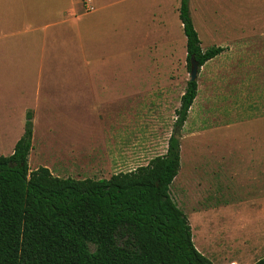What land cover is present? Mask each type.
<instances>
[{"label": "rangeland", "instance_id": "1", "mask_svg": "<svg viewBox=\"0 0 264 264\" xmlns=\"http://www.w3.org/2000/svg\"><path fill=\"white\" fill-rule=\"evenodd\" d=\"M33 1L38 7L43 3V0H41V3L38 0ZM118 1L95 0L99 6L108 5V7H103L100 10L102 11L100 14L103 18L102 21L107 22L105 23L107 30L102 33V36L99 35V39L104 40V43L101 45L97 42L92 52H88L89 49L86 45V52L83 51V54H92L96 59L95 61L99 62L95 64L96 67L102 62L100 65L104 66L100 69V73L121 74L129 77L163 75L170 78V83L164 81L161 84L166 85L167 91H161L165 95L160 94L162 98L159 99V112L152 113L153 109L150 106L151 103L155 104L156 102V93L153 94V98V95L146 94L143 101L144 108L148 109V112L145 113L144 118H149L150 123L147 125V119H144L145 125L137 123V125L131 127L132 131L129 132V134L138 133L135 137L138 141L151 145L150 147L153 150L150 151V156L163 154L176 119L174 109H177L180 105V96L189 79L190 70L186 63L185 37L178 18L180 0H124L121 7L120 4H117ZM204 1L189 0V8L194 26L201 40V47L206 49L209 45H207L205 39L207 37L204 27L205 18H203L205 13L203 14L200 9ZM86 3L87 0H81V5L85 6V9ZM158 3H160V6H158ZM0 7L7 12V0H0ZM216 8L215 5L211 6V12L216 11ZM261 11V4L258 0H251V27L258 32H264V24L262 19L255 22L259 15H254ZM227 12L211 13L212 20L218 23L219 28L234 29L240 23L241 25H247L248 20L245 22L239 20L240 23L234 22L232 20L234 16L227 14ZM159 14L161 17L164 16L162 20L166 25L165 28L167 27L166 31L168 30L167 32L170 33H167V36L160 29L163 27H157L156 19L158 17L156 18V16H159ZM113 21L118 23L122 34V40L118 46H116V36L112 34L107 25L114 23ZM145 23L148 24V27L147 31L143 33L141 29H145L143 27ZM151 28L154 30L159 29L162 32H157L158 36H155V33H151ZM125 29L128 30L126 37ZM149 31L150 35L143 37L149 38L143 41L142 34L149 33ZM26 36L28 35H10L0 41L5 45L0 48V155L12 153L14 144L24 129L25 114L28 110H31L33 114V137L32 152L28 156V165L30 169H35V167L42 165L41 138L48 135V133L50 136L54 135L53 131L48 132V126L51 124L55 128L59 123L62 124L57 119V115H63L66 109L61 105L66 97V90L63 87L65 84L59 78L65 75L83 74L82 71L84 70L82 67L77 66L83 65L81 57L79 62L76 59V66L73 64L75 62L74 58L73 61L68 59V56H70L69 58L72 55L75 56L78 50V46L72 47L71 40H67L66 44L68 46H62V40L59 38L58 41L52 42L44 51V48H42L44 47V40L41 42L39 36L30 35V38L33 39L30 47L27 42L26 45L21 44L23 37ZM251 37L257 43V48L251 50L249 42L246 46H242V49H231L217 61L204 66V69L199 67L196 78L199 89L198 94L190 109L186 126L180 130V168L170 185L172 199L188 218L193 216L194 212L200 210L198 195L200 163L198 161L193 163L194 158L215 153H236L240 149V144L239 141L234 140L248 138H251V155L264 158V35ZM147 46L149 49H146ZM119 53L120 55H118ZM62 55L65 56V60H63L64 56ZM251 56L254 57V61H252L254 68H251ZM101 58L103 59L101 60ZM216 70L219 71L216 72ZM216 73H218V80L221 81V85L223 84L226 89L225 94H222L219 100L211 97L215 92L211 93V85L209 86L208 83L210 74L216 76ZM251 76L254 80L252 86ZM12 77L16 78L14 91L11 89L13 84L8 82L9 78L12 79ZM19 78H22L23 81H19ZM141 80L143 82L139 83ZM135 81L137 86L150 87L156 85L153 84L152 80H143L142 77L135 78ZM37 85L41 88L40 99L36 95L34 96L37 93L35 90V87H38ZM141 96L138 95V101ZM39 101L40 104L38 105ZM221 101L222 104H219ZM251 109H253V113H251ZM156 118H158L160 124L158 127L154 122L151 123V120ZM247 122L250 123L249 126L245 124ZM201 131L203 133H200ZM194 133L199 134L191 136ZM223 139H228L230 143L215 144L218 140ZM257 165L264 167V159H260ZM191 167H195L193 174L196 180L192 175V178L185 182L182 177L190 175ZM178 176L181 179L176 182ZM260 176L263 177L261 180L262 194L256 195L257 200L260 202H255L254 207L256 216L262 213L261 217L264 218V171ZM192 196H195L193 202H191ZM227 212L228 220L226 219V221L228 222H218L220 228H226L220 236L221 246L217 249L211 247L212 251H209V253L203 251L202 246L200 247L199 244L194 243V237L198 231L197 226L200 227L199 222H196L197 226L194 225V222L191 225L192 240L195 247L214 264H235L226 263L223 260V257L227 256L225 254L232 250L227 247L229 246L228 243L236 247L241 236L238 229L229 228V224L232 223L229 222V219L233 214L231 207L228 208ZM212 215L214 216V213ZM204 237L202 235V243L205 241ZM205 238L207 241V237ZM256 250H258V255L251 259V262L264 255V248L257 247ZM247 261L245 260V262ZM245 262H241V264Z\"/></svg>", "mask_w": 264, "mask_h": 264}, {"label": "crops", "instance_id": "2", "mask_svg": "<svg viewBox=\"0 0 264 264\" xmlns=\"http://www.w3.org/2000/svg\"><path fill=\"white\" fill-rule=\"evenodd\" d=\"M38 1L41 3V0ZM123 1L119 0L117 4H120L121 7ZM42 2L38 7L33 0H7V12L0 7V41L10 35L25 34L28 36L23 37L21 44L26 45L27 42L30 47V43L33 41L30 35H35L40 37L41 42L44 40L42 48L45 51L52 42L58 41L59 38L62 40V46H68L66 42L71 40L72 47L78 46L80 52L77 50V54L72 55L71 58L68 56V59L73 61L74 58L73 64L76 66V59L79 62L81 57L83 65L77 66L82 67L84 71H82L83 74L65 75L59 78L65 84L63 87L66 90V97L61 105L66 109L63 115H57V119L62 124L59 123L55 128L51 124L48 126V132L53 131L54 135L50 136L48 133L41 138V166L47 167L53 175L62 178L102 179L146 165L154 157L150 156V151L153 148L148 143L138 141L135 138L138 133L129 134V132L132 131L131 127L137 123L145 125L144 119H147V125L150 123L149 118H144L145 113L148 112V109L144 108L143 101L146 94L152 96L156 93V102L155 104L151 103L150 106L153 109L152 113L159 112V99L162 98L160 94L165 95L161 91H167L166 85L161 84L164 81L170 83V78L163 75L129 77L121 74L100 73V69L104 66L100 65L102 62L96 67L95 64L99 62L95 61L92 54L86 55L83 54V51L86 50V45L89 49L88 52H92L97 42L101 45L104 43V40L99 39V35L102 36V33L106 32L105 23L107 22L102 21L103 18L100 15L102 11L100 10L108 5L99 6L95 0H87L85 9V6L81 5V0H43ZM258 2L261 4L262 11L254 15H259L255 22L262 19L264 24V0H258ZM159 4L158 6H160ZM214 5L217 10L211 12L210 7ZM200 9L203 14L205 13L203 18H205L207 45L223 48L220 54L206 61L201 66L202 69L223 57L231 49H242L241 47L246 46L249 42L251 50L257 48V43L251 36L264 35V32H258L251 27V0H205ZM218 11L225 13L228 11L227 14L234 16L232 20L237 23H240L239 20H243L242 22L248 20L247 25L249 26L240 23L237 28L232 27L234 29L219 28L218 23L211 18V13ZM157 17V27H163L160 29L167 36L170 33L167 32L168 30L166 31L167 27L165 28L166 25L162 20L164 16L161 17L159 14ZM107 25L112 34L116 36L117 45H115L118 46L122 40L118 23ZM143 27L145 29H141V31L144 33L147 31L148 24H143ZM150 31L152 34L155 33V36H158L157 32H162L152 28ZM150 31L142 34V38L145 35H150ZM126 34H128V30L125 29V37ZM148 38L142 40L145 41ZM2 43L0 42V48L5 46ZM63 60H65V56ZM252 61H254L253 56H251V68H254ZM218 71L216 70V72ZM217 74L216 76L210 74L208 83L209 86L211 85V93L215 92L211 97L219 100L220 96L225 94L226 89L218 80ZM137 77H142L143 80H152L156 85L137 86L135 83ZM19 81H23V79L19 78ZM253 81L251 76V86ZM8 82L13 84L11 89L14 91L16 78H9ZM142 82L141 80L139 83ZM37 86L35 87L37 93L34 96L39 98L41 88L39 85ZM198 90L197 84V94ZM139 94L142 96L138 101ZM197 94L192 104H194ZM192 104L181 129L186 126ZM219 104H222V101ZM251 113H253V109H251ZM152 122L156 127L160 125L158 118L151 120ZM245 124L250 125L249 122ZM196 134L199 133H194L191 136ZM234 141H239L240 144V149L236 153H215L194 158L193 163L197 161L200 163L198 170L200 210L194 212L189 209L194 212V215L187 218L190 226L192 222L195 226H197L196 222H199L200 227L197 226L198 231L195 234L194 243L199 244L203 251L209 253L212 251L211 247L217 249L221 246L220 236L225 227L220 228L218 222H228L226 221V219L228 220L227 211L231 207L233 214L229 219V222H232L229 224V228L238 229L241 236L236 247L228 243L227 247L232 250L225 254L227 256H224L223 260L226 263L235 264H241L248 260L244 264H252L256 260L251 262V259L258 255L256 248H264V218L261 217L262 213H258L260 215L256 216L254 207L255 202L259 201L256 195L262 194L261 180L263 177L260 174L264 171V167L258 166L257 162L264 158L251 155V138ZM223 142L230 143L228 139H223L218 140L215 144ZM31 152L32 147L29 154ZM194 168H190L188 177L185 175L182 177L185 182L189 178L191 179L192 175L194 176ZM180 179L178 176L176 182H179ZM194 197L192 196L191 202L195 200ZM202 235L207 237V241L204 237L203 243Z\"/></svg>", "mask_w": 264, "mask_h": 264}, {"label": "trees", "instance_id": "3", "mask_svg": "<svg viewBox=\"0 0 264 264\" xmlns=\"http://www.w3.org/2000/svg\"><path fill=\"white\" fill-rule=\"evenodd\" d=\"M186 63L201 67L223 50L202 49L189 0H180ZM197 94L187 81L165 153L109 178L76 179L30 169L33 114L12 153L0 155V264H214L194 245L170 194L180 168V130ZM252 264H264V256Z\"/></svg>", "mask_w": 264, "mask_h": 264}, {"label": "water", "instance_id": "4", "mask_svg": "<svg viewBox=\"0 0 264 264\" xmlns=\"http://www.w3.org/2000/svg\"><path fill=\"white\" fill-rule=\"evenodd\" d=\"M199 66L198 64L191 58L190 60V70H189V81H195L197 78Z\"/></svg>", "mask_w": 264, "mask_h": 264}]
</instances>
